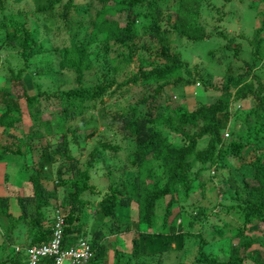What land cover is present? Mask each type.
<instances>
[{"label": "trees", "instance_id": "obj_1", "mask_svg": "<svg viewBox=\"0 0 264 264\" xmlns=\"http://www.w3.org/2000/svg\"><path fill=\"white\" fill-rule=\"evenodd\" d=\"M256 3L264 0H251L247 9ZM205 6L207 0H0V69L7 71L0 86V159L7 153L27 157L33 137H57L45 139L32 163L23 162L29 193L14 195L15 216L8 195H0L6 241L0 246V264H25L20 251L5 250L13 244L12 228L23 224L25 244H39L50 238L56 217L61 247L85 236L91 261L102 264L106 242L129 231V223L119 221L117 207L131 201L136 228L129 235L130 249H114L115 259L105 264H163L172 252L177 259L168 264H264L259 250L250 247L262 242L246 232L253 223H264V73H257L264 65V10L255 12L258 24L244 50L233 35L201 19ZM58 23L64 30L48 33L46 26ZM174 36L187 42L219 39L206 53L223 68L219 86L203 80L198 63L182 59ZM3 52L13 54L18 65H11ZM24 72L31 91L22 81ZM91 73L92 83H84ZM63 74L70 78L67 87H61L68 81L59 78ZM194 85L212 88L215 99L195 100L187 107L168 94ZM134 91L138 96L133 101L122 94ZM113 94L124 98L125 107L100 115L105 127L130 147L125 161H114L120 145L103 137L80 164L71 146L79 142L77 130L93 118L90 112L83 117L82 110L103 105L104 95ZM19 99L30 120L29 130L20 135L11 131L20 120ZM240 100L248 102L242 114ZM75 118L73 127L68 122ZM161 126L181 142H172ZM97 164L105 168L103 192L90 181ZM205 169L210 173L201 178ZM58 187L65 191L57 200ZM195 189L200 192L192 202ZM83 194L98 198L91 201ZM84 207L93 210L88 237L80 219ZM230 210L239 223L228 228L229 236L223 235L229 222L209 223L215 237L206 240L201 230L210 217ZM189 250L190 260L185 259ZM49 263L41 258L37 264Z\"/></svg>", "mask_w": 264, "mask_h": 264}, {"label": "rangeland", "instance_id": "obj_2", "mask_svg": "<svg viewBox=\"0 0 264 264\" xmlns=\"http://www.w3.org/2000/svg\"><path fill=\"white\" fill-rule=\"evenodd\" d=\"M208 6H205V9L207 10L202 16L201 19L205 20L206 23L210 26L216 24L219 28H221L225 34H228L229 36L233 35L236 40H239L242 49L247 50L249 48V38L251 35L252 28L257 26V18H254V14L257 10H264V4L256 3L255 7L251 9H247L248 3L251 2V0H207ZM209 5H212L213 7H210ZM218 9V12L214 11V9ZM212 15V16H211ZM219 15V17H222L221 21H217L215 17ZM48 28V33H55L57 31L62 32L64 29L60 26V24H54V26H46ZM63 33H59L58 37H61ZM57 36H55V39H58ZM174 43L177 45L176 50L180 52V55L182 59L190 62V64L198 63L201 67V74L203 80L206 82H209L210 84H214L216 86H219L221 77H222V67L217 65L215 62L211 61L209 57L206 55L208 49L216 48V44L219 41L217 37L212 36V38H208L206 40H200L195 42H187L185 40L179 39L178 36H174ZM5 56H8L9 63L11 65H18L19 62H16L14 59V55L7 52L2 53ZM260 71H263L264 73V65H261V68L257 70V73L261 75ZM5 75H7V71L4 69H0V86L5 84ZM53 77L56 76V74H51ZM59 77V76H58ZM261 77V76H260ZM59 78H66L68 81L61 84V87H67L71 82L69 81V77L67 75H61ZM94 76L92 73L90 75H87V77L84 78L83 82L86 84H91L92 79ZM262 78V77H261ZM260 78V79H261ZM247 79L246 81H248ZM22 81L25 83L26 89L28 91L32 90L31 85V79L29 77V74L27 72L23 73ZM251 80H249L250 82ZM44 88L43 85H40ZM194 87V88H193ZM193 87H184V89L180 88H174L172 90H169L168 94L171 98H173L176 101L184 100V103L187 107H190L192 104H194L195 100H200L203 102H211L216 97V91L213 90L210 87L203 88L199 85H194ZM136 90V89H135ZM125 98L128 99V101H133L137 96L138 92H124L122 93ZM105 103L103 105H96L93 108H85L82 110V116L87 117V115L90 113L93 114V118L87 123V125L83 128H80L77 130V133H79V142L76 146H71V153L76 156L78 161L83 163L85 156L87 154L88 149L90 146L96 142L97 139L105 138H114L112 139V142L120 145V148L116 150L115 156L113 157L114 161L122 165V162L125 161L126 153L130 149V147L126 144V141L119 138L118 135H114L112 130L105 127V119L104 116H101V112H109L111 113L113 110H119L121 107H125V100L122 96H117L116 94H113L111 96L104 95L103 97ZM243 100H240L239 104V112L238 114H242L243 110H245L248 107V102H242ZM21 115L19 122L15 123L12 133L15 134H23L26 133L29 130V124L30 120L28 116L26 115L24 111V103L21 99L18 100ZM82 104V103H81ZM84 105V104H82ZM53 107L56 106V104H52ZM51 106V108H52ZM1 108V104H0ZM71 125H77L78 120L75 118L74 120L69 121ZM231 123V122H230ZM229 125V124H228ZM105 127L104 129H102ZM94 129V132L87 137H84L90 130ZM229 129V128H228ZM39 131L43 134L44 130L42 128L39 129ZM162 133L168 137L172 142L174 143H180L181 139L169 132V130L165 127L161 126ZM114 135V137H113ZM56 135H52L50 133L44 134L40 137H33L29 140V153L27 154V157L24 158V156L19 155H13V154H5L0 159V195H8L9 198V212L12 216H15L17 213V207L15 203L14 195L17 194L18 196L24 195L26 193H29V187L26 180V169L22 166L23 162H33L37 155L40 152L41 146L44 145L45 139H49V141H55L57 137ZM83 136V137H81ZM1 137V135H0ZM2 138V137H1ZM203 141L199 140L197 145H201ZM58 163H55L57 165ZM244 166V165H243ZM242 166V167H243ZM104 168V164L102 165V168L100 167V164H97L96 167L91 169V177L90 181L94 183L99 189L100 192H103L106 188L105 186V179L101 176V172ZM105 169V168H104ZM208 173H210V169L208 170H201L200 171V177L205 178ZM225 173V171H224ZM114 176V174L112 175ZM113 178V177H112ZM65 190L61 188H54V194L56 195V199H60L61 195L64 193ZM200 189H195L194 192L190 193V197L192 202L196 200L199 196ZM213 193L212 190L208 191V199H213ZM83 197H87L89 200L94 201L98 197L91 194H83ZM222 200V199H221ZM223 202L227 203L228 200L224 199ZM218 208V207H217ZM217 208H214L215 210ZM221 208V207H220ZM177 210V205H173L172 212ZM219 210V208L217 209ZM92 209L89 207H84L83 214L81 215L80 219L84 221V226L86 231V236L88 237L89 234V228L91 226L92 219L89 217L92 213ZM118 211V219L119 221H126L129 223V231L125 232L121 235H116L114 241H107L106 242V254H105V262L108 263L109 261H113L115 259L114 255V249L120 250L122 252L126 251L128 252L130 249L129 246V235L131 234V231H133L136 228V221H135V203L131 201L128 206L126 207H117ZM219 215L210 217L209 221L207 222L206 226H204L201 230L202 236L206 240H211L210 237H215L213 235V230L209 223H216L219 225H222L226 222H229L230 225L226 223V226L223 232L224 236H229V230L228 228L232 225L239 223V218L236 216L235 213H233V210H230L228 213L223 214L222 212H219ZM46 215H50V211H46ZM1 218V217H0ZM2 219V218H1ZM2 222V220L0 221ZM178 226V220H175L174 228ZM3 224L0 223V246L2 244L5 245V240H3L2 237V228ZM10 238L13 244H22L25 241L26 237V227L23 226V224H20L18 227H14L11 230ZM246 232H249L252 234L255 238L259 239L262 243L261 245L253 244L250 247L259 250L260 254L264 258V223L262 222H256L253 223L249 228L246 229ZM111 238V237H110ZM6 251H11L10 243H8L5 247ZM4 254L1 252V256ZM171 259H168V257ZM170 255L166 256V260H163V264H168L169 262L175 261L177 259L174 255V252H172ZM185 259H192L193 253L189 250L187 252ZM184 258V256H182ZM122 260V259H121Z\"/></svg>", "mask_w": 264, "mask_h": 264}, {"label": "built area", "instance_id": "obj_3", "mask_svg": "<svg viewBox=\"0 0 264 264\" xmlns=\"http://www.w3.org/2000/svg\"><path fill=\"white\" fill-rule=\"evenodd\" d=\"M225 135V132L223 133ZM60 219L51 227L50 238L39 244H12L13 252H21L25 264H37L41 258H49V264H94L91 261L92 252L85 237L77 238L67 247H61L59 236Z\"/></svg>", "mask_w": 264, "mask_h": 264}, {"label": "crops", "instance_id": "obj_4", "mask_svg": "<svg viewBox=\"0 0 264 264\" xmlns=\"http://www.w3.org/2000/svg\"><path fill=\"white\" fill-rule=\"evenodd\" d=\"M109 262H110V261H109ZM102 263H103V264H105V263H106V262H105V256H104V258H103V261H102Z\"/></svg>", "mask_w": 264, "mask_h": 264}, {"label": "clouds", "instance_id": "obj_5", "mask_svg": "<svg viewBox=\"0 0 264 264\" xmlns=\"http://www.w3.org/2000/svg\"><path fill=\"white\" fill-rule=\"evenodd\" d=\"M85 237V236H84ZM86 238V237H85ZM87 239V238H86ZM88 241V240H87ZM23 245L25 244V241L22 243ZM103 264V263H102Z\"/></svg>", "mask_w": 264, "mask_h": 264}]
</instances>
